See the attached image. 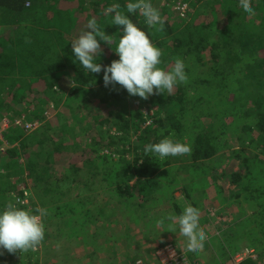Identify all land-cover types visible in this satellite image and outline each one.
<instances>
[{
  "label": "trees",
  "instance_id": "obj_1",
  "mask_svg": "<svg viewBox=\"0 0 264 264\" xmlns=\"http://www.w3.org/2000/svg\"><path fill=\"white\" fill-rule=\"evenodd\" d=\"M166 1L160 7L150 0L160 14L156 25L148 26L139 12L130 19L162 50L160 67L171 70L176 59L184 61L187 81L141 99L103 81V66L119 58L114 49L123 27L111 25L106 9L119 4L123 11L128 0H0V122H21L12 123L6 148L0 146V209L25 200L23 184L49 205L44 210L58 229L83 221H76L68 201L86 207L103 186L144 210L156 200L165 169L175 165L146 155L144 146L170 135L190 147L186 168L197 170V162L228 148L239 170L225 175L226 184L212 180L223 194L232 186L228 200L254 205L256 233L247 235L250 250L241 262L235 254L224 257L264 264V0H252L250 16L239 0H197L184 17L176 1ZM170 8L174 18L168 20ZM92 17L113 42H100L102 71L95 74L75 61L71 45ZM91 98L99 101L96 108ZM70 107L68 120L62 111ZM35 123L37 130H26ZM230 128L238 133L236 146L228 141ZM74 190L79 194L66 199ZM91 217L86 211L83 218L89 223ZM137 260L131 253L123 258L125 264Z\"/></svg>",
  "mask_w": 264,
  "mask_h": 264
},
{
  "label": "rangeland",
  "instance_id": "obj_2",
  "mask_svg": "<svg viewBox=\"0 0 264 264\" xmlns=\"http://www.w3.org/2000/svg\"><path fill=\"white\" fill-rule=\"evenodd\" d=\"M161 1L159 0L160 7L164 2ZM156 5L158 6V3ZM173 13L174 8H170L168 20L174 18ZM91 100L92 104L89 106L96 108L99 101L94 98ZM71 109L73 107L62 111L68 120L73 118ZM10 126L11 124L6 122L5 128ZM227 131L229 143L236 146L235 136L238 133L234 134L233 128ZM228 155L229 150L226 148L212 160L196 161V167H199L197 170L191 166L186 168L190 165L188 154L181 155V161L180 156L168 157L175 165L165 169L164 182L162 180L161 189L156 192V200L148 203L144 210H139L134 202L122 203L119 196L115 192L111 193L105 186L94 192L91 197L93 204L86 207L68 201L67 203L76 207L79 216L75 218L76 221H83L74 226L62 224L61 229H58L56 223L44 215L42 219L49 237L35 250L22 252L17 249L14 253H9L6 249H0V264H119L129 253L147 264H156L155 253L163 244H171L185 252L188 259L190 254L185 250V238L179 234L178 227L175 233L171 232L166 220L170 214L179 215L188 205L200 211V228L207 235L203 251L191 254L194 262L190 259L189 263L233 264L227 260V256L224 257V252L235 254L236 261L243 258L248 254L247 250H250L247 235H254L256 230L251 218L254 205L242 204L243 200H228V192L232 186L227 184L223 194L212 180L218 178L219 182L226 184L223 181L225 175L239 170L237 165H231ZM63 174L65 170L57 175L64 178ZM167 180L171 183H167ZM18 187L25 192V200L21 203L26 205L27 209L34 211L32 205L35 204L43 210L49 207L45 202L43 203L46 206H43L30 188L23 184ZM78 194L79 191L74 190L66 199L72 200ZM30 198L34 203H31ZM86 211H91L92 220L89 223L83 218ZM160 220H164V223L158 224ZM51 223L52 225H49ZM85 223L87 224L83 226ZM120 264H125V261Z\"/></svg>",
  "mask_w": 264,
  "mask_h": 264
},
{
  "label": "clouds",
  "instance_id": "obj_3",
  "mask_svg": "<svg viewBox=\"0 0 264 264\" xmlns=\"http://www.w3.org/2000/svg\"><path fill=\"white\" fill-rule=\"evenodd\" d=\"M239 8L244 15H255L252 0H239ZM144 17L148 26L161 22L160 14L150 0H128L121 10L119 4H113L106 13L111 15V25L123 26L115 53L117 60L108 66H103V81L105 87L120 85L129 95L147 99L149 96L161 93H171L179 84L186 83L185 63L176 59L171 70L160 67L162 50L149 38L148 34L130 19L129 14L137 13ZM110 46L112 40L101 30L95 17L87 21L86 29L71 42L75 61L90 74L100 73L102 65L97 62L101 54L100 42ZM74 61V62H75ZM145 154H151L165 159L188 154L190 147L172 136H164L157 143L144 146ZM20 201L9 202L0 209V249L14 253L35 250L45 237V225L42 217L45 210L31 209L20 206ZM171 232L179 229V234L185 238L186 252L192 255L203 251L207 235L200 228V211L188 205L179 215L170 214L166 217ZM163 224L164 220L157 222Z\"/></svg>",
  "mask_w": 264,
  "mask_h": 264
},
{
  "label": "built area",
  "instance_id": "obj_4",
  "mask_svg": "<svg viewBox=\"0 0 264 264\" xmlns=\"http://www.w3.org/2000/svg\"><path fill=\"white\" fill-rule=\"evenodd\" d=\"M166 1V0H162ZM176 1V10L180 13L182 17L186 14L187 10L189 7L196 2L197 0H172ZM6 122H9L11 125L12 123H15V125L21 124L20 121H15L12 122L9 119H4V121L0 122V146H2V149L6 148L7 142L4 138V134L7 132L8 128H5ZM38 125L35 124H28L26 125V130L29 132H33L37 130ZM155 259H156V264H190L187 255L185 252L179 251L177 248H175L171 244H167L165 246H162L158 248V250L155 253ZM243 258H238L237 263L241 262ZM135 264H147L143 260H137Z\"/></svg>",
  "mask_w": 264,
  "mask_h": 264
}]
</instances>
